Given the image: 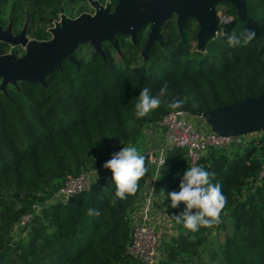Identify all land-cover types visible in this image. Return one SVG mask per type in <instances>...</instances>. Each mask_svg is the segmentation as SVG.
<instances>
[{
	"label": "trees",
	"instance_id": "trees-1",
	"mask_svg": "<svg viewBox=\"0 0 264 264\" xmlns=\"http://www.w3.org/2000/svg\"><path fill=\"white\" fill-rule=\"evenodd\" d=\"M108 0H99L106 4ZM112 7L118 0H111ZM247 18L239 19L228 5L219 35L204 49L187 43L180 32L164 25L163 43L156 42L148 59L141 55L148 28L136 40L118 37L120 53L110 42L104 54L90 44L78 47L76 62L66 59L40 82L20 81L0 90V264H145L128 252L133 225L130 212L152 166L145 151V175L136 193L112 204V173L100 155L135 145L142 131L172 110L197 115L216 107L258 97L264 91V0H246ZM88 0H0V26L19 34L49 40L48 25L62 13L74 18L89 8ZM73 17V16H72ZM255 33L246 46L231 47L228 37L244 30ZM24 52L0 41V55ZM167 85L161 106L144 118L135 117L140 90L159 94ZM177 101L176 108L170 107ZM264 137L248 145L210 147L197 166L211 173L226 202L219 222L191 232L175 221L177 235L164 240L166 255L156 264H264ZM190 167L186 152L169 151L162 196L179 190L180 175ZM90 188L61 202L56 194L68 176L87 170ZM166 177L167 186H164ZM166 206V205H164ZM100 216H89L88 209ZM167 209V208H166ZM183 204L167 209L178 215ZM29 221L21 224L24 216ZM174 219V218H173ZM224 230V244L212 250L210 235ZM19 234V236H18Z\"/></svg>",
	"mask_w": 264,
	"mask_h": 264
},
{
	"label": "water",
	"instance_id": "water-1",
	"mask_svg": "<svg viewBox=\"0 0 264 264\" xmlns=\"http://www.w3.org/2000/svg\"><path fill=\"white\" fill-rule=\"evenodd\" d=\"M94 13H82L72 18L62 13L60 20L49 29L51 38L39 41L27 35L28 23L19 34L12 27L0 26V41L13 47L21 46L23 56L14 53L0 55V90L20 81L40 82L55 70L62 69L64 60L76 62L74 53L79 46L90 44L104 54L103 43L110 42L120 53L118 37L137 34L150 25L148 39L141 55L148 59L149 51L156 42L163 43L162 30L174 15L177 26L183 31L190 20L199 26L197 48L204 49L209 41L219 35V25L224 19L217 6L232 5L239 19L247 18L246 0H118L114 10L97 0H88ZM211 129L219 135H246L264 132V91L258 97H249L202 113Z\"/></svg>",
	"mask_w": 264,
	"mask_h": 264
},
{
	"label": "built area",
	"instance_id": "built-area-1",
	"mask_svg": "<svg viewBox=\"0 0 264 264\" xmlns=\"http://www.w3.org/2000/svg\"><path fill=\"white\" fill-rule=\"evenodd\" d=\"M205 123L207 122L202 114L194 115L176 109L167 113L158 122L147 126L150 131L154 132L158 141L153 146L148 145L145 149V154L152 166V174L146 179L136 204L130 212L133 230L128 252L134 259L141 260L145 264H156V249L159 240L156 225L166 222V215L158 216L156 212L159 211V198L163 191V175L170 150L174 148L185 150L191 167L197 166L201 157L210 147L248 145L254 139L264 137V132L246 135H219L211 127L206 130ZM163 160H165V164L161 169ZM263 177L264 161L259 173V178ZM90 179L91 175L86 172L78 176H68L64 188L55 197L61 202H67L70 196L88 190ZM160 206L167 211L165 206ZM167 215L170 227L172 225L171 217L169 214ZM29 219L30 215L24 216L21 224H25ZM156 219L158 220L156 221Z\"/></svg>",
	"mask_w": 264,
	"mask_h": 264
},
{
	"label": "clouds",
	"instance_id": "clouds-1",
	"mask_svg": "<svg viewBox=\"0 0 264 264\" xmlns=\"http://www.w3.org/2000/svg\"><path fill=\"white\" fill-rule=\"evenodd\" d=\"M255 39V33L244 30L243 32H233L227 39V44L231 47L246 46ZM167 85L161 87L159 94L153 95L148 87L140 90L137 102L134 105L135 117L144 118L158 109L165 95ZM182 102L177 101L170 105L172 108L180 106ZM163 168L165 160L161 161ZM112 173L114 194L111 198L113 205L117 201H123L128 196L136 193L138 182L145 175V157L135 146H124L119 151L114 152L111 158L103 165ZM160 169V173H161ZM180 175L179 190L167 193V200L173 209L179 208L183 204L182 211L174 216L178 224L191 232H197L203 226H212L219 222V216L226 202V196L222 192L219 183L211 182V173L201 166L187 167ZM89 216H100L97 209H88Z\"/></svg>",
	"mask_w": 264,
	"mask_h": 264
},
{
	"label": "rangeland",
	"instance_id": "rangeland-1",
	"mask_svg": "<svg viewBox=\"0 0 264 264\" xmlns=\"http://www.w3.org/2000/svg\"><path fill=\"white\" fill-rule=\"evenodd\" d=\"M97 1H99V0H97ZM107 3H108V5H109V3H110V0H108L107 1ZM106 3V4H107ZM106 4H104V5H106ZM90 5V4H89ZM227 6L228 5H226V4H221L218 8H217V10H218V12H219V15L224 19V20H227L228 19V17L227 16H225V15H223V12L227 9ZM94 9L91 7V5H90V7L89 8H87L86 9V13H94ZM73 16V17H72ZM69 17H72V18H74V15H69ZM60 20V19H59ZM177 18L176 17H172L171 18V21H170V26L172 25V26H177ZM56 20H54L53 21V23H52V25L50 24V25H48V27H49V29L51 28V27H53L54 26V22H55ZM178 27V26H177ZM198 31H199V26H198V24H197V21H192L191 22V27H190V29H188L186 32H184L183 33V35H184V37H185V40L187 41V43H189V44H191L193 47H195V46H197V43H198V40H197V34H198ZM180 32H183V31H180ZM28 37L29 38H32L30 35H28ZM26 52H25V50H24V52H20L19 53V56H23L24 54H25ZM204 128L206 129V130H208V129H210V126L208 125V123H205V126H204ZM151 132V133H150ZM157 132V131H156ZM154 132H152V131H150L149 130V128L148 127H145L144 129H143V131H142V135H141V137L143 138V139H141V142H139V143H137V144H135V145H129V146H135V147H137V149H138V151L140 152V153H143V151H145V149H146V147L148 146V145H151V146H153L155 143H156V141H158V138L157 137H155V134H153ZM127 147V146H126ZM262 148V147H261ZM264 148V147H263ZM262 148V149H263ZM120 150V149H119ZM118 150V151H119ZM115 152H117V151H115ZM114 152H103L101 155H100V157H101V159L103 160V162L105 163L106 161H108L110 158H111V155L113 154ZM104 163H103V165H104ZM103 165L99 168V170L100 171H103L102 169H104V167H103ZM97 169H88L87 171H85L86 173H88V174H95V173H97V171H96ZM165 184H166V186H167V182H166V177L164 178V186H165ZM159 205H158V208H159V211H157L156 213H157V215L158 216H161L162 214L164 215H166L165 217V219H166V222H165V224L164 223H162V224H160V223H158L156 226V230H157V234H158V245H157V249H156V258H155V260L157 261L158 260V258H160L161 256H165L166 255V253H165V251H164V247H163V245H162V242L164 241V240H171V238L173 237V235H177V233H176V229H177V227L178 226H175L174 225V223H175V218L174 217H171V223H172V225H170V227H169V219H168V212L167 211H165L164 210V207L162 208L160 205H166L165 207L168 209V208H170V209H172V207L170 206V203L169 202H167V204H164V200L165 199H163V196H162V194L160 195V198H159ZM174 218V219H173ZM158 219H156V221H157ZM18 236H19V234H18ZM210 240H212V244H211V249L212 250H220V248L223 246V244H224V230L222 229V230H215L214 232H212L211 233V235H210Z\"/></svg>",
	"mask_w": 264,
	"mask_h": 264
},
{
	"label": "flooded vegetation",
	"instance_id": "flooded-vegetation-1",
	"mask_svg": "<svg viewBox=\"0 0 264 264\" xmlns=\"http://www.w3.org/2000/svg\"><path fill=\"white\" fill-rule=\"evenodd\" d=\"M88 2H89V1H88ZM89 4H90V3H89ZM101 4H102V3H101ZM90 5H91V4H90ZM102 5H104V4H102ZM107 5H108V3H107L106 5H104V6H107ZM220 5H221V4H220ZM220 5H218L217 8H218ZM109 6L111 7L112 10H114V8H115L116 5L112 7V2H111V0H110ZM91 7H92V6H91ZM92 8H93V7H92ZM93 9H94V8H93ZM173 17H176V15H174ZM194 21H196V20H194ZM146 27L148 28V33H149V31H150V25H147ZM162 31H163V30H162ZM129 37H130V36H129ZM130 38H131V37H130Z\"/></svg>",
	"mask_w": 264,
	"mask_h": 264
},
{
	"label": "crops",
	"instance_id": "crops-1",
	"mask_svg": "<svg viewBox=\"0 0 264 264\" xmlns=\"http://www.w3.org/2000/svg\"><path fill=\"white\" fill-rule=\"evenodd\" d=\"M141 139H143V138L140 136L137 143L141 142Z\"/></svg>",
	"mask_w": 264,
	"mask_h": 264
}]
</instances>
